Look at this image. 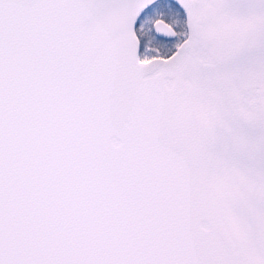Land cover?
I'll return each instance as SVG.
<instances>
[{
	"label": "snow or ice",
	"instance_id": "6c2138e0",
	"mask_svg": "<svg viewBox=\"0 0 264 264\" xmlns=\"http://www.w3.org/2000/svg\"><path fill=\"white\" fill-rule=\"evenodd\" d=\"M0 264H264V0H0Z\"/></svg>",
	"mask_w": 264,
	"mask_h": 264
}]
</instances>
